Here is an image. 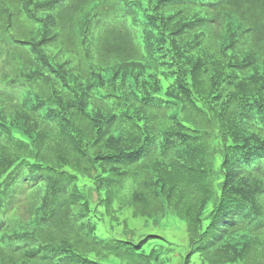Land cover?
Returning a JSON list of instances; mask_svg holds the SVG:
<instances>
[{
	"label": "trees",
	"instance_id": "trees-1",
	"mask_svg": "<svg viewBox=\"0 0 264 264\" xmlns=\"http://www.w3.org/2000/svg\"><path fill=\"white\" fill-rule=\"evenodd\" d=\"M168 213L264 264V0H0V264H166Z\"/></svg>",
	"mask_w": 264,
	"mask_h": 264
},
{
	"label": "rangeland",
	"instance_id": "rangeland-1",
	"mask_svg": "<svg viewBox=\"0 0 264 264\" xmlns=\"http://www.w3.org/2000/svg\"><path fill=\"white\" fill-rule=\"evenodd\" d=\"M134 220L136 219H130L131 222ZM148 224L150 231L159 235L153 238V244L161 249L166 264H184L190 249L187 223L177 215L168 213L160 223L155 224L149 220ZM190 264L207 263H204L198 254H193Z\"/></svg>",
	"mask_w": 264,
	"mask_h": 264
}]
</instances>
